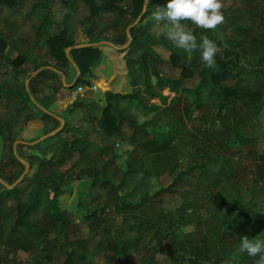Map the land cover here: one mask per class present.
<instances>
[{"label":"trees","instance_id":"1","mask_svg":"<svg viewBox=\"0 0 264 264\" xmlns=\"http://www.w3.org/2000/svg\"><path fill=\"white\" fill-rule=\"evenodd\" d=\"M21 1L0 0L4 25L0 30L1 82L6 68L17 77L28 61V42L20 36L18 39L26 42L23 49L12 59L5 57L17 37V25L10 20L16 18ZM79 1L87 7L91 19L114 17L113 23L122 29V33L108 40L115 46L128 43L126 29L133 25L129 30L131 41L121 52L134 90L129 94L105 92L106 104L96 119L98 136L102 150L113 155L97 167L84 164L88 140L58 138L69 126L63 118L64 128L56 135L32 146L18 144L15 153L12 146L15 141L31 143L49 133L46 121L54 123L52 130L58 128L59 121L38 107L48 109V100L38 96L39 85L50 81L55 85L50 88L56 92L75 91L80 85L89 87L85 76L99 62L100 47L72 48L67 57L65 50L77 44L68 38L67 31L56 32L45 37L43 43L56 65L41 58L32 72L42 67L54 70L45 68L34 76L26 74L28 90L24 84L13 89L0 84V93L5 94V99L0 96V179L12 185L24 172L25 167L15 154L29 165L28 172L13 189L0 185V264H18L20 253L27 256L24 264H91L90 257L103 264H255L258 257L241 253L239 244L243 236L264 239V148L260 151L258 147L259 141L264 144V0H232L238 5L223 9V25L215 31L195 29L198 44L202 43V36H207L222 49L216 56L215 69L203 64L200 50L189 54L176 48L166 35L156 37L150 33L153 10L166 6L168 0ZM144 5V13L134 24ZM155 46L168 53L167 65L178 72L177 77L159 70L157 64L162 60ZM72 63L77 71L67 82L65 69ZM195 76L198 84L185 87V81ZM166 89L174 94L169 101L168 96L162 95ZM181 92L190 99L182 98ZM208 98L214 99L213 103ZM151 99H159L161 105L151 103ZM84 102L77 98L69 111ZM121 102L135 103L143 115L155 113L156 119L137 123ZM29 107L41 117L31 114ZM17 117L23 118V126L14 132L11 121ZM36 122L42 124L40 132L30 138L22 137ZM124 125L132 129V142L137 140L131 152L138 158H133L125 170H118L121 178L117 180L116 171L108 169V162H115L119 156L113 143L125 138ZM48 141H54L56 149H42ZM22 148L38 150L39 156L25 155ZM143 159L157 162L169 175L168 181L160 183L159 190L149 197L143 196L137 204L123 201L124 179L137 169V160ZM217 164L214 180L207 181L206 170ZM64 166L68 168L62 172ZM215 173L222 182L215 178ZM153 175L160 178L158 170ZM187 175L196 181L194 185L185 182ZM85 179L90 182L89 191L78 204L83 209L89 235L72 237L67 215L57 204L72 184ZM185 183L194 195L187 202L173 205L171 201L175 194L184 191ZM100 190L107 191V201L100 200ZM232 194L239 207L232 214L223 212L229 208ZM12 198L16 203L10 211L8 202ZM10 217L12 224L7 228ZM157 256L164 257L163 261H158Z\"/></svg>","mask_w":264,"mask_h":264},{"label":"rangeland","instance_id":"2","mask_svg":"<svg viewBox=\"0 0 264 264\" xmlns=\"http://www.w3.org/2000/svg\"><path fill=\"white\" fill-rule=\"evenodd\" d=\"M22 1L21 5L18 8L19 12H17L19 15L17 14L15 19L10 20L11 23L14 22L17 25V29H15L17 37H15V40H13V42L10 44V47L6 50L5 57L8 59H12L18 53V50L20 51L23 49V44L28 42V61L20 68L21 72L17 77H15L12 69L6 68L5 71H8L5 74L4 82L0 81V84L5 87L8 86V88H21L23 84L25 86L26 81H28L29 83V80H25L24 77L28 73L33 74L32 69L34 65L38 64L41 61V58L48 60L51 65H56V62L49 58L46 51L47 49L43 45L45 37H47L48 35H52L56 32L58 33L59 31L65 30L67 31L69 35L68 38L71 41H73L77 45H81L89 42L90 40L110 42L108 41L109 39H112L117 33H122L121 26L118 23H113L114 17L112 18L109 17V15H106L99 20L89 18L87 7L79 0H68L69 2L67 4H64L62 0ZM222 3L223 9L229 8L231 6L235 7L238 5L234 4L232 0H222ZM2 14H6V12H3ZM108 19L111 20V23L108 21ZM3 26L4 25L2 23V19L0 18V30H3ZM189 27L194 26L189 25ZM150 33L152 35H155L156 37H160L163 34L166 35V31L163 26L160 24H156L153 19L150 25ZM18 36L26 39V42L20 41L18 39ZM99 47L102 52L100 60L91 68V73L85 76V79L90 83L89 87H83L82 85H80L81 90L77 88V90L70 92H66L65 90H58V92H56L50 88L55 87L54 83L50 81H46L45 83L40 84L38 87L41 89V91L38 93L39 98L48 100L47 110L58 115L69 123V126H67L64 132H62L58 136V138L71 140L72 138L77 137L83 140H88L89 147L84 164H87V166L95 164L97 165V167H100L104 164V162L110 160L113 155L107 149L102 150L103 144H100L102 140L100 136H98L99 132L96 119L99 118L101 109L106 104V91H103L97 85V83H101L103 87H107V92H110L112 94H129L134 90V86L131 85L125 68L124 53L121 52L123 49H115L107 45H101ZM153 48L157 51V53L160 54L162 60L157 64L159 70L163 74L177 77L178 72L171 71L167 65L166 61L168 59V53L161 47L155 46ZM33 55L37 56L36 60ZM65 70L68 73V76L65 80L69 82L74 78L76 70L72 65L67 66ZM151 82L152 84H155L156 81L154 77L151 78ZM198 82V77L195 76L192 80L185 81V87L193 88L198 84ZM142 89L143 87L140 86L141 91ZM162 95L168 96V101L172 97H174V94L170 93L167 89L162 91ZM0 96L4 97L3 99H5V94L0 93ZM181 97H186L187 100L190 99V96L187 95V93L184 94L181 92ZM77 98L79 100H84V105L79 104L74 109V111H69V109L72 107V103ZM204 100H206V98H204ZM207 101L213 103L214 99L208 98ZM150 102L161 105V101L159 99H151ZM121 105L126 108L127 113L135 117L137 123L156 119L155 113L143 115V113L135 107V103L128 105L127 102H121ZM28 110L34 116L41 117V115L34 108L29 107ZM64 111L67 112L64 113ZM11 123L13 131L16 132L23 126V118L21 117L18 119L17 117L12 120ZM45 123L47 131H50L49 133L56 131L60 126L59 125L58 128L52 130L54 128V123L50 121H46ZM187 127L189 128V124H187ZM29 129L30 130L27 131L26 134H22V137L30 138L34 136L35 134H37V132H40V130L42 129V124L40 122H36V124H30ZM62 129L60 131H62ZM193 133L197 134V132L195 131ZM132 134V129H130L127 125H124L123 135L125 136V138H123L121 142L115 141V143H113V147L116 149V154H118L119 156L115 160V162H108V169H115L117 180L121 178V173L118 172V170H125L126 165L131 163L133 158H138L131 152V149L134 147L135 141H137L136 139H134V142H132ZM55 144L56 143L54 141H48L42 145V149H56ZM104 144L107 145V142H105ZM258 147L260 151L263 150L264 144L262 141H259ZM21 152L25 155L33 154L39 156V151L35 149L22 148ZM137 162V169L139 167L141 168L139 170L136 169L134 172L125 177L122 190L124 193L123 198L125 199L123 201H129L132 204L139 203L143 196H151L154 192L160 189V183L167 182L169 178L167 172L163 171V169L157 162H152L146 159H143L141 161L137 160ZM169 163L172 166L174 165L173 161H170ZM169 167L170 166H168V168ZM218 167L219 164L211 169L206 170L209 173L206 174L207 181L211 179L214 180L213 171H215V169H217ZM67 168V166H64L63 168H61V171L65 172ZM179 168H184V165L179 166ZM155 170H158L160 178H157L153 175V171ZM175 174L176 173L174 172L173 175L175 176ZM214 176L217 180L222 182L220 177L217 178L216 173L214 174ZM186 178L187 179L185 182L189 181L193 183V185L195 184L196 181L193 180L191 175H187ZM89 184L90 182L87 179L72 184L69 191L64 193L58 200L57 205L59 209L67 215L69 221V234L72 237L78 236L86 238L89 235L87 225L84 223L82 218L83 209L78 204L80 197H83V194H86L89 191ZM221 185L222 184H220L218 187L221 188ZM29 189L30 188L28 187V190ZM20 191L23 192V189L21 188ZM99 195L101 197V201L105 202L108 200L106 199V190H100ZM183 195L188 197H184ZM193 195L194 194L191 190V186L185 183L184 191L182 193L175 194L174 199L171 202H173V205L179 204V202H187V198H190ZM23 196L25 197V194L22 193V197ZM229 200L230 206L223 212L232 214L239 207V201L233 194L229 195ZM15 203L16 201L13 198L9 200L8 207L10 208V211L13 210ZM199 204H201V201H199ZM11 224L12 219L10 217L8 219L7 228H9ZM162 258L160 256H157V259L160 262L163 261ZM26 259L27 256L20 253L17 257V260H19V262L17 263H27ZM90 261L91 264H103L96 257H90Z\"/></svg>","mask_w":264,"mask_h":264},{"label":"clouds","instance_id":"3","mask_svg":"<svg viewBox=\"0 0 264 264\" xmlns=\"http://www.w3.org/2000/svg\"><path fill=\"white\" fill-rule=\"evenodd\" d=\"M152 19L163 26L166 38L176 48L189 54L200 50L203 64L211 69L217 67L216 56L222 49L207 36H202V43L198 44L193 32L195 29L215 31L226 22L222 0H168L166 6L155 7ZM239 251L249 257H258L255 264H264V239L243 236Z\"/></svg>","mask_w":264,"mask_h":264},{"label":"water","instance_id":"4","mask_svg":"<svg viewBox=\"0 0 264 264\" xmlns=\"http://www.w3.org/2000/svg\"><path fill=\"white\" fill-rule=\"evenodd\" d=\"M148 0H145V3L147 2ZM144 9H145V5L143 6V11H142V13H141V15L137 18V20L134 22V24H136L139 20H140V18H141V16H142V14L144 13ZM133 25H131V26H129V27H127V29H126V35H127V37H128V43L124 46V47H120V48H118V47H116L114 44H112V43H110V42H105V41H99V42H95V43H84V44H81V45H77V46H74V47H69V48H67L66 50H65V54H66V56L68 57V55H69V51L72 49V48H86V47H99V46H101V45H107V46H111V47H113V48H115V49H124V48H126L128 45H129V43H130V41H131V38H130V36H129V30H130V28L132 27ZM72 66L74 67V69L77 71V68H76V66L72 63ZM45 68H48V69H52V70H54V68H52V67H42V68H39L38 70H36V71H34L33 72V74H31L32 76H34V75H36L37 73H39L40 71H42L43 69H45ZM79 75V73L77 72V74H76V78H77V76ZM76 78L74 79V81L71 83V85H69V86H72L74 83H75V81H76ZM62 79V82H63V85H66L65 84V82H64V78H61ZM27 83H28V81H26V83H25V88H26V90H28V86H27ZM97 85L103 90V91H106L107 92V87H103L102 85H101V83H97ZM33 101V100H32ZM44 113H46V114H48V115H51V116H53V117H55L58 121H59V123H60V126H59V128L56 130V131H54V132H52V133H48V134H46V135H43L42 137H40L38 140H36V141H34V142H31V143H28V142H24V141H15V143L13 144V146H12V149H13V152L15 153V150H16V146L18 145V144H23V145H34L35 143H38V142H41V141H43V140H45L46 138H48V137H50V136H53L54 134H56V133H58V132H60V130L63 128V126H64V120L61 118V117H59L58 115H56V114H54V113H52V112H49V111H47V110H45V109H43L42 107H40V106H38ZM15 157L17 158V160L19 161V162H21L22 163V165L25 167V169H24V172L21 174V176L12 184V185H8L7 183H5V182H3L1 179H0V185L2 186V187H4L5 189H7V190H11V189H13L21 180H22V178H23V176L28 172V170H29V165H28V163L26 162V161H24V160H22L20 157H18L16 154H15Z\"/></svg>","mask_w":264,"mask_h":264},{"label":"built area","instance_id":"5","mask_svg":"<svg viewBox=\"0 0 264 264\" xmlns=\"http://www.w3.org/2000/svg\"><path fill=\"white\" fill-rule=\"evenodd\" d=\"M81 90V87H78Z\"/></svg>","mask_w":264,"mask_h":264}]
</instances>
